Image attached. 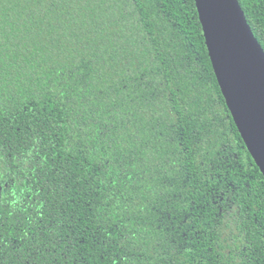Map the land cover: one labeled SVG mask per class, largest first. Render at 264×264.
<instances>
[{"label":"trees","instance_id":"trees-1","mask_svg":"<svg viewBox=\"0 0 264 264\" xmlns=\"http://www.w3.org/2000/svg\"><path fill=\"white\" fill-rule=\"evenodd\" d=\"M0 264H264L194 0H0Z\"/></svg>","mask_w":264,"mask_h":264},{"label":"water","instance_id":"water-1","mask_svg":"<svg viewBox=\"0 0 264 264\" xmlns=\"http://www.w3.org/2000/svg\"><path fill=\"white\" fill-rule=\"evenodd\" d=\"M218 85L264 176V50L238 0H194Z\"/></svg>","mask_w":264,"mask_h":264}]
</instances>
